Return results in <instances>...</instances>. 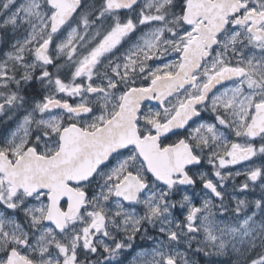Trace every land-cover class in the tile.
Instances as JSON below:
<instances>
[{"label":"snow or ice","instance_id":"obj_1","mask_svg":"<svg viewBox=\"0 0 264 264\" xmlns=\"http://www.w3.org/2000/svg\"><path fill=\"white\" fill-rule=\"evenodd\" d=\"M0 117V264H264V0H0Z\"/></svg>","mask_w":264,"mask_h":264},{"label":"flooded vegetation","instance_id":"obj_2","mask_svg":"<svg viewBox=\"0 0 264 264\" xmlns=\"http://www.w3.org/2000/svg\"><path fill=\"white\" fill-rule=\"evenodd\" d=\"M169 61H171L173 59V56H169L167 58ZM139 83V82H138ZM229 86H230V83H229ZM220 87V86H218ZM221 90H223L221 88ZM66 99H70V98H67ZM70 102L71 99H70ZM146 104H149L153 107L156 106V101H146L145 102ZM58 111V110H57ZM202 115L204 116V118L206 120H211L212 119V116L210 113H202ZM15 127V124L13 121H7V123L4 122V117H0V134H3L6 130H10L11 128H14ZM147 245H149L146 240H141L139 238H137V240L134 242V246H133V250L130 251L128 254H127V259L128 261H131V258L136 255V253L141 250V249H145L147 247Z\"/></svg>","mask_w":264,"mask_h":264},{"label":"rangeland","instance_id":"obj_3","mask_svg":"<svg viewBox=\"0 0 264 264\" xmlns=\"http://www.w3.org/2000/svg\"><path fill=\"white\" fill-rule=\"evenodd\" d=\"M167 58H168V57H167ZM150 63H151V62H150ZM155 63H160V61H156ZM233 139H235V138L233 137ZM254 160H255V163H256L257 165H260V164L262 163L260 157H256V158H254ZM244 167H245V165H243V164H241V165H236L232 170H233V171H236V170H244ZM244 180H245V177H244L243 175L238 176V177H235V182H236L237 184L243 182ZM259 194H260V189L257 187L256 192H255V193L250 192V193H249V196H250V197H252V196H259ZM146 242H147L149 245H147V247H146L145 249H147V248L150 247V242L147 241V240H146ZM139 251H140V250H139ZM139 251H138V252H139ZM134 256H135V255H134ZM131 259H132V258H131ZM221 259L227 260L228 258H227V257H224V258H221Z\"/></svg>","mask_w":264,"mask_h":264}]
</instances>
